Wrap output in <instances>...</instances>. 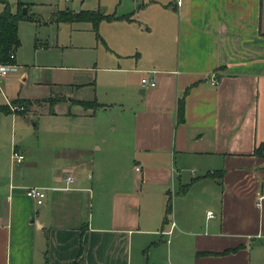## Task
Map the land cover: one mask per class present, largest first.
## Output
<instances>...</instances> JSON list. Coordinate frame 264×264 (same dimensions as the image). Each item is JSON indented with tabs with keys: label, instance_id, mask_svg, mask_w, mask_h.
I'll return each instance as SVG.
<instances>
[{
	"label": "crops",
	"instance_id": "obj_1",
	"mask_svg": "<svg viewBox=\"0 0 264 264\" xmlns=\"http://www.w3.org/2000/svg\"><path fill=\"white\" fill-rule=\"evenodd\" d=\"M100 9L52 12L110 16L114 86L100 106L81 109L92 100L65 87L51 107L64 126L32 145L16 136L26 113L0 117V264H264V0ZM8 74L3 84L27 78L18 65ZM15 99L29 100L1 104ZM96 110L114 114L112 133L85 120ZM28 187L44 189L42 204Z\"/></svg>",
	"mask_w": 264,
	"mask_h": 264
},
{
	"label": "rangeland",
	"instance_id": "obj_2",
	"mask_svg": "<svg viewBox=\"0 0 264 264\" xmlns=\"http://www.w3.org/2000/svg\"><path fill=\"white\" fill-rule=\"evenodd\" d=\"M5 1L11 8L18 1L28 3H21L19 8H25L27 16L33 19H22L18 23L19 47L15 51L16 58L13 62L25 72L26 80L18 81L12 76L11 80L3 84L4 77L0 78V104L5 97L10 98L14 93L20 98H29L19 99L16 104L11 101L6 105L10 111L12 106L19 108L14 112L26 113L24 116L16 115L19 125L16 136L18 138L20 133L23 134L24 138L33 141L32 145L39 135L41 138L50 136L57 125L64 126V123L59 122L60 118L52 115V105L49 104L65 99V87L75 98L96 99L98 102L104 100L107 88L114 86L113 72L109 69L115 66L114 52L110 46L113 41L112 24H108L106 18L100 19L96 28L89 20L55 21L52 12L63 9L65 4H71L73 8L80 6L90 10L106 7L108 9L103 10L110 15L114 10L110 8L125 6L126 0H68V3L64 0ZM3 6L0 0V11ZM67 11L71 15L75 13L74 10ZM48 48L49 50H45ZM11 74L13 73L7 76ZM39 81L42 84H36ZM0 117H4L2 112ZM85 120L91 124H99L104 134H110L115 126L112 121L116 117L112 112L96 110L94 115L91 114ZM77 121L70 120L67 128H76ZM117 130L118 127L116 132Z\"/></svg>",
	"mask_w": 264,
	"mask_h": 264
},
{
	"label": "trees",
	"instance_id": "obj_3",
	"mask_svg": "<svg viewBox=\"0 0 264 264\" xmlns=\"http://www.w3.org/2000/svg\"><path fill=\"white\" fill-rule=\"evenodd\" d=\"M3 3V9L0 11V64L13 63L14 59L10 58L11 54H14L19 47V38H18V23L22 19L33 20L31 17H28L26 13H22V9L19 8L21 3L16 4L15 10H12L11 6L5 1L1 0ZM54 20H67V21H84L89 20L93 23L94 27H97L98 21L102 18H110L108 15L99 13L96 11L88 10H79L71 15L70 12L64 10L63 12H58L53 14ZM185 94V93H184ZM184 94L177 99L176 107V121L181 123L184 120ZM19 102V99L13 100L11 103L16 104ZM85 109H96L100 106L95 100L92 101H76ZM53 104V103H52ZM50 104V105H52ZM0 112L10 113L6 104H0ZM263 146L255 148V154L263 155ZM187 188V185L183 186L181 192ZM170 205L169 203L166 206V213H169Z\"/></svg>",
	"mask_w": 264,
	"mask_h": 264
},
{
	"label": "built area",
	"instance_id": "obj_4",
	"mask_svg": "<svg viewBox=\"0 0 264 264\" xmlns=\"http://www.w3.org/2000/svg\"><path fill=\"white\" fill-rule=\"evenodd\" d=\"M64 1L66 3H68V0H64ZM10 58L14 59V54H11ZM16 70H17V65L14 63L0 64V78L5 77L9 72L16 71ZM140 82H141V85L145 88H150V87L155 86V81L153 78L143 77V78H141ZM210 83H211V85L217 84V77H216L215 73H212L210 75ZM10 109L12 112H14V111L18 110L19 108L10 106ZM11 157H12V160L14 163H21L24 159V154L20 153L16 150H13ZM135 171L139 172L140 167L136 166ZM66 180L70 181L71 177L70 176L66 177ZM25 194L29 198L33 199L37 205L42 204V202L45 198L44 189L41 187H28L25 190ZM258 200L259 201L264 200V194L259 195ZM207 216L212 217L213 216L212 211H207ZM173 225H174V223L172 222L171 226H173ZM166 233H170V231H168Z\"/></svg>",
	"mask_w": 264,
	"mask_h": 264
},
{
	"label": "water",
	"instance_id": "obj_5",
	"mask_svg": "<svg viewBox=\"0 0 264 264\" xmlns=\"http://www.w3.org/2000/svg\"><path fill=\"white\" fill-rule=\"evenodd\" d=\"M25 11H26V9H25V8H23V9H22V13H25Z\"/></svg>",
	"mask_w": 264,
	"mask_h": 264
}]
</instances>
